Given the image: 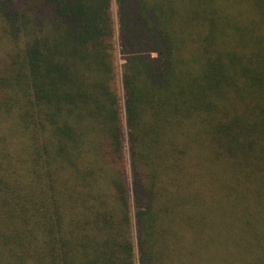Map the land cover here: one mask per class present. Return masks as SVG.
<instances>
[{
  "label": "trees",
  "instance_id": "trees-1",
  "mask_svg": "<svg viewBox=\"0 0 264 264\" xmlns=\"http://www.w3.org/2000/svg\"><path fill=\"white\" fill-rule=\"evenodd\" d=\"M0 50V264H264V0H0Z\"/></svg>",
  "mask_w": 264,
  "mask_h": 264
},
{
  "label": "rangeland",
  "instance_id": "rangeland-1",
  "mask_svg": "<svg viewBox=\"0 0 264 264\" xmlns=\"http://www.w3.org/2000/svg\"><path fill=\"white\" fill-rule=\"evenodd\" d=\"M19 6H20V4H19ZM114 54H115V62L117 64V67L119 66L118 69H119V76H120V67L124 63V57L121 54V52L119 51V45H118V41L117 40H116V43H115V52H114ZM0 60L7 62L6 61L7 57H6V55L3 56V53H2L1 50H0ZM119 76L117 77V80H118L117 88H118V91H119V95H122V87H121ZM121 115H122V117L124 116L123 111H121Z\"/></svg>",
  "mask_w": 264,
  "mask_h": 264
}]
</instances>
